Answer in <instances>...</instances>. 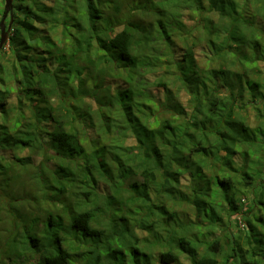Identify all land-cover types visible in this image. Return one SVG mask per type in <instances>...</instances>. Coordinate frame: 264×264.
I'll list each match as a JSON object with an SVG mask.
<instances>
[{"label": "trees", "instance_id": "obj_1", "mask_svg": "<svg viewBox=\"0 0 264 264\" xmlns=\"http://www.w3.org/2000/svg\"><path fill=\"white\" fill-rule=\"evenodd\" d=\"M8 46L0 264H234L211 240L223 206L241 216L246 264H264V83L249 67L264 64V0H14ZM200 48L221 66L201 67ZM48 150L54 168L34 162ZM18 201L53 207L24 215Z\"/></svg>", "mask_w": 264, "mask_h": 264}, {"label": "rangeland", "instance_id": "obj_2", "mask_svg": "<svg viewBox=\"0 0 264 264\" xmlns=\"http://www.w3.org/2000/svg\"><path fill=\"white\" fill-rule=\"evenodd\" d=\"M261 3H258V6H260ZM4 11H5V0H0V22L3 18L4 15ZM9 19L10 17L8 16L7 21H6V25H8L9 23ZM198 16L197 14L193 13L192 11H188L186 14V18H185V22L187 23L188 26L193 27L195 22L197 21ZM258 26L263 27V22L258 21L257 23ZM2 53H8L9 54V46L8 43L4 46L3 49H1ZM208 53L204 52V50H201V48L199 49V51L197 52V59L198 62L200 64L201 67H213V68H218L219 66H221V63L217 62V61H213L211 60L212 57H208ZM210 56V55H209ZM233 58V54L232 56H230V58ZM229 66H231V63L227 64ZM249 65V64H247ZM258 65V66H257ZM256 66V67H255ZM240 67H242L241 64H239L238 62H236V64L234 65L233 70H240ZM249 67H254L253 71L254 75H252V78L257 79L258 77L260 79H262V82L264 83V64L263 63H256V64H252ZM150 78V80L152 82H155L159 79H164L167 80L169 79V76L167 74H158L156 76H149L148 79ZM151 95H153L156 99H160L161 101H164L166 99V94L164 92V89L161 87H151L149 89ZM174 91H176V88H174ZM180 95V94H179ZM180 99L181 102L186 110V112L190 115L192 113V105H191V100L190 97L182 92L180 95ZM248 99H244L242 101H240V110L239 113L242 115L243 118H245L247 120V122L252 126V127H257L261 121V119H258V113L256 112L255 109V105L254 104H250L248 102ZM259 107L264 110V99L263 101L258 104ZM257 105V106H258ZM135 142L132 139H129L128 141V145H134ZM11 152L8 153V155L10 156ZM18 155L21 157H27L29 155H31V153L27 150L23 151V152H18ZM34 158V162L36 164H39L41 161L45 162V165H48L50 168H54L55 164L58 163V157H60L59 154H57L54 150L47 151V155H45L44 153L40 152L36 155H32ZM50 159H52V161H49ZM21 173V176L19 177L18 180V187L22 186V183L26 184V188L28 190H30V188H33L31 185L32 183H30V173H26L24 172V169L20 166H18V175ZM191 183L190 180H182V188H184L185 191L190 192V189H187V187H190ZM36 191V189H34ZM36 193V192H35ZM34 193V194H35ZM38 193V191H37ZM53 202V201H52ZM220 203H223L222 201H219ZM18 210L20 213H23L24 215H29L30 211H33V209H35V215L37 216H43L44 214L42 213V211L45 213L46 209H49V207H53V203H51V206H48L45 202L44 205L42 206L41 204L38 205L39 203L34 202H29L30 204L26 203V207L23 205L22 201H18ZM49 204V202H48ZM50 205V204H49ZM183 206H186L187 209H185V211L187 212H191L192 209L191 207H189L187 204H184ZM182 206V207H183ZM43 207V208H42ZM180 208V210H183V208ZM42 208V209H41ZM226 206L221 207L220 209H223V211L220 212L221 217L224 221V223L226 225L224 226H215L213 228V233L211 234V240L214 239H220L223 243V246L225 248V252L226 253H230V254H235L234 259H230L234 264H246L248 261V256L246 253V250L248 249V244H247V240H246V230L245 227L243 226V222L241 221V216L240 215H229V213H227L225 211ZM10 219L7 215L5 216V214H1L0 218L3 220V222H0V224H5V220ZM9 226V224L7 225ZM202 230H204L203 227H201ZM205 232V230H204ZM201 236V235H200ZM203 237V236H202ZM221 256H218L217 258L220 260ZM185 261H187L186 259H184ZM24 261H26L25 259L20 258L18 261V264H23ZM10 261L5 260L4 264H9Z\"/></svg>", "mask_w": 264, "mask_h": 264}, {"label": "water", "instance_id": "obj_3", "mask_svg": "<svg viewBox=\"0 0 264 264\" xmlns=\"http://www.w3.org/2000/svg\"><path fill=\"white\" fill-rule=\"evenodd\" d=\"M13 10H14V0H5V11L3 18L0 22L1 36H0V50L9 42V35L12 30L13 23ZM11 17L9 25H6L7 18Z\"/></svg>", "mask_w": 264, "mask_h": 264}]
</instances>
